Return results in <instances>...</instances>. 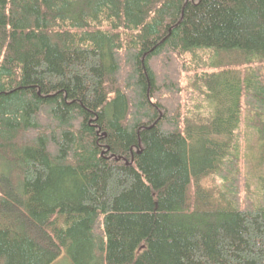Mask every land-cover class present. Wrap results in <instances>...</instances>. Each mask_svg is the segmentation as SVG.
<instances>
[{
    "label": "trees",
    "instance_id": "1",
    "mask_svg": "<svg viewBox=\"0 0 264 264\" xmlns=\"http://www.w3.org/2000/svg\"><path fill=\"white\" fill-rule=\"evenodd\" d=\"M249 132L264 0H0V264H264Z\"/></svg>",
    "mask_w": 264,
    "mask_h": 264
},
{
    "label": "rangeland",
    "instance_id": "2",
    "mask_svg": "<svg viewBox=\"0 0 264 264\" xmlns=\"http://www.w3.org/2000/svg\"><path fill=\"white\" fill-rule=\"evenodd\" d=\"M248 140L242 146V153L245 160L253 159V164H247L246 172L250 176L252 183L254 185V189L258 191L261 188L262 182L260 180V176H264V166L262 167L263 156H264V148L257 143V138L255 132L248 133ZM250 145L254 146L255 149L253 153L250 152ZM249 163V161H247ZM262 164V165H261ZM253 165V166H252ZM255 166V167H254ZM259 170V172H258ZM262 170V174L260 172ZM56 264H70V260L68 259V255L66 252L60 257Z\"/></svg>",
    "mask_w": 264,
    "mask_h": 264
}]
</instances>
